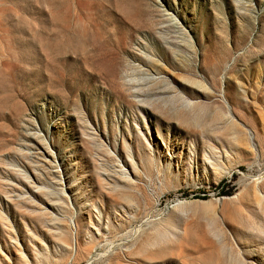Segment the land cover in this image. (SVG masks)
Wrapping results in <instances>:
<instances>
[{
    "label": "rangeland",
    "instance_id": "374dc122",
    "mask_svg": "<svg viewBox=\"0 0 264 264\" xmlns=\"http://www.w3.org/2000/svg\"><path fill=\"white\" fill-rule=\"evenodd\" d=\"M264 264V0H0V264Z\"/></svg>",
    "mask_w": 264,
    "mask_h": 264
},
{
    "label": "bare ground",
    "instance_id": "6f19581e",
    "mask_svg": "<svg viewBox=\"0 0 264 264\" xmlns=\"http://www.w3.org/2000/svg\"><path fill=\"white\" fill-rule=\"evenodd\" d=\"M216 264H221V261H216Z\"/></svg>",
    "mask_w": 264,
    "mask_h": 264
}]
</instances>
